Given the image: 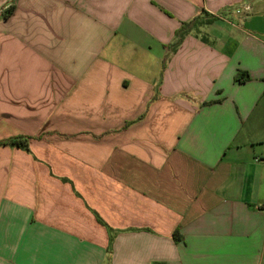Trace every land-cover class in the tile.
<instances>
[{
	"label": "crops",
	"instance_id": "obj_1",
	"mask_svg": "<svg viewBox=\"0 0 264 264\" xmlns=\"http://www.w3.org/2000/svg\"><path fill=\"white\" fill-rule=\"evenodd\" d=\"M19 136L0 264H264V0H0Z\"/></svg>",
	"mask_w": 264,
	"mask_h": 264
},
{
	"label": "trees",
	"instance_id": "obj_2",
	"mask_svg": "<svg viewBox=\"0 0 264 264\" xmlns=\"http://www.w3.org/2000/svg\"><path fill=\"white\" fill-rule=\"evenodd\" d=\"M196 22L198 23V19L195 20V23ZM184 32L185 31L183 29V30H180V32L178 33L179 41H178V43L175 46H177L180 43V41L182 39V36L184 35ZM236 80L238 82L243 83V82H245L246 78L245 77L237 76ZM31 139H32L31 137L19 136V137H14V138L6 139V140H1L0 141V147H18V148L24 149L26 151H29V149H28V143H29V141ZM100 222L102 223L101 220H100Z\"/></svg>",
	"mask_w": 264,
	"mask_h": 264
},
{
	"label": "built area",
	"instance_id": "obj_3",
	"mask_svg": "<svg viewBox=\"0 0 264 264\" xmlns=\"http://www.w3.org/2000/svg\"><path fill=\"white\" fill-rule=\"evenodd\" d=\"M246 10H249V8H246ZM237 13H238V14H241V13H242V11H240V10H237Z\"/></svg>",
	"mask_w": 264,
	"mask_h": 264
}]
</instances>
